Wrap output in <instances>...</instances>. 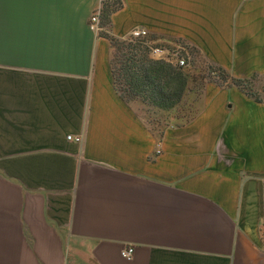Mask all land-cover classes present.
I'll return each instance as SVG.
<instances>
[{
    "label": "crops",
    "instance_id": "0c3cea01",
    "mask_svg": "<svg viewBox=\"0 0 264 264\" xmlns=\"http://www.w3.org/2000/svg\"><path fill=\"white\" fill-rule=\"evenodd\" d=\"M121 1L113 38L264 76V0ZM102 2L0 0V264H264V102L208 83L155 132L89 28Z\"/></svg>",
    "mask_w": 264,
    "mask_h": 264
},
{
    "label": "trees",
    "instance_id": "16d2710c",
    "mask_svg": "<svg viewBox=\"0 0 264 264\" xmlns=\"http://www.w3.org/2000/svg\"><path fill=\"white\" fill-rule=\"evenodd\" d=\"M122 6L121 0H103L102 24L109 25L112 13L121 9ZM102 35L105 34L102 33ZM108 37L114 47L126 46L120 42L121 40L112 36ZM150 47L147 40L130 42L129 47L126 46L128 52H120L112 60L115 84L122 90V96L125 98L138 99L144 104L168 110L181 102L189 89V82H197L198 78L172 63L152 58L149 53ZM206 70V73L199 78L203 83L202 86L205 87L208 83L218 86L233 85L254 101L264 102L258 91L254 89L258 74L249 77H234L223 67L214 64H208Z\"/></svg>",
    "mask_w": 264,
    "mask_h": 264
},
{
    "label": "rangeland",
    "instance_id": "374dc122",
    "mask_svg": "<svg viewBox=\"0 0 264 264\" xmlns=\"http://www.w3.org/2000/svg\"><path fill=\"white\" fill-rule=\"evenodd\" d=\"M129 47L130 42L120 41ZM187 44V43H186ZM182 45V44H180ZM125 47H114L113 59L119 55L121 52H128ZM154 46L169 47L173 49L175 45L170 42L163 41L161 38L156 37ZM188 52V64L183 68L185 71L189 72L191 76L198 78L197 82L190 81L188 84L189 89L184 94L181 102L175 107L164 110L150 104H144V113L148 122L153 126L155 132L161 133L163 127H175L182 123L186 118L191 116L195 111V106L201 101L204 86L201 83L200 77L202 74L206 73V68L211 63H207L201 54L191 45H185ZM204 60V61H201ZM172 63V62H169ZM174 64V63H172ZM175 65V64H174ZM205 82V80H203ZM254 89L258 91L259 95L264 99V76H259L254 82Z\"/></svg>",
    "mask_w": 264,
    "mask_h": 264
},
{
    "label": "built area",
    "instance_id": "2783aa9c",
    "mask_svg": "<svg viewBox=\"0 0 264 264\" xmlns=\"http://www.w3.org/2000/svg\"><path fill=\"white\" fill-rule=\"evenodd\" d=\"M101 12H102V6L96 8L90 15L89 19V28L96 32L97 34H107V36H111L108 32V25H103L101 21ZM149 32L146 28L138 26L134 27L130 30L127 36H125L122 41L126 42H137V41H146V38L148 37ZM148 44H150V56L154 59H160L165 60L167 62H172L178 67H185L188 64V52L186 50V47L180 44H176L173 49L169 47H161V46H154L150 41H147ZM67 139L74 141V142H80L81 138L80 136H74L72 134L67 135ZM261 233L264 236V216L261 221L260 225ZM133 249L127 248L122 251V256L124 258H130L132 255Z\"/></svg>",
    "mask_w": 264,
    "mask_h": 264
}]
</instances>
